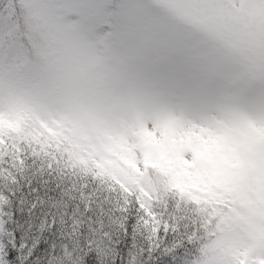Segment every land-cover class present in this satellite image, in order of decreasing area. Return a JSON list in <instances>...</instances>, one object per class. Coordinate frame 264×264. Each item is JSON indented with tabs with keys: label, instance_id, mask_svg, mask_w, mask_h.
<instances>
[{
	"label": "snow or ice",
	"instance_id": "snow-or-ice-1",
	"mask_svg": "<svg viewBox=\"0 0 264 264\" xmlns=\"http://www.w3.org/2000/svg\"><path fill=\"white\" fill-rule=\"evenodd\" d=\"M49 246L264 264V0H0V264Z\"/></svg>",
	"mask_w": 264,
	"mask_h": 264
},
{
	"label": "trees",
	"instance_id": "trees-1",
	"mask_svg": "<svg viewBox=\"0 0 264 264\" xmlns=\"http://www.w3.org/2000/svg\"><path fill=\"white\" fill-rule=\"evenodd\" d=\"M110 185L108 184H103L100 187V192L104 196H112L113 200L117 198L116 192L110 191ZM39 222H37V226L35 229H33L31 232H25L22 236H20L19 242L20 243H27L29 246L32 244V239L35 236H39ZM45 238L47 237V233L44 234ZM59 249L53 250L51 246H49L47 249L41 248L39 252L33 257V264H51V260L54 258L55 252H58ZM125 252H127V248L125 249Z\"/></svg>",
	"mask_w": 264,
	"mask_h": 264
}]
</instances>
